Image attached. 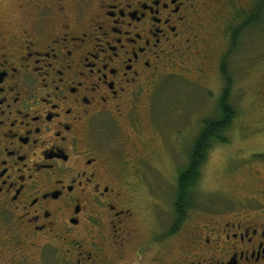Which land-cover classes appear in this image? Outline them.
Listing matches in <instances>:
<instances>
[{
    "label": "flooded vegetation",
    "instance_id": "1",
    "mask_svg": "<svg viewBox=\"0 0 264 264\" xmlns=\"http://www.w3.org/2000/svg\"><path fill=\"white\" fill-rule=\"evenodd\" d=\"M227 6L0 0V264H264V167L246 169L239 205L205 211L190 235V201L159 229L145 143L124 131L143 135L146 94L178 66L207 75ZM244 20L224 32V87Z\"/></svg>",
    "mask_w": 264,
    "mask_h": 264
},
{
    "label": "rangeland",
    "instance_id": "2",
    "mask_svg": "<svg viewBox=\"0 0 264 264\" xmlns=\"http://www.w3.org/2000/svg\"><path fill=\"white\" fill-rule=\"evenodd\" d=\"M227 1L225 17L221 15L219 29L210 37L207 75L202 76L190 66H178L176 76L168 73L146 94L140 126L143 135L133 131L130 124L124 127L126 133L134 132L131 135L135 142L145 143L148 161L138 167L142 170L146 165L148 171L142 184V191L146 192L143 196L158 200L159 207L154 215L158 223H163V226L156 224L159 229H164L171 219L174 221L177 180L188 165L191 148L204 128V121L209 114L219 117L221 113L219 96L226 87L222 86V78L218 75L217 62L228 45L224 32L228 27L234 29L239 20L249 16L260 0ZM228 65L234 81L230 105L235 108L237 118L228 135L229 144L213 148L203 166L200 181L193 191L190 218L185 225L188 235L194 225L204 221L205 211L239 205L238 195L246 196L249 187L251 171L246 172L247 168L256 164L263 170L264 158L260 156L264 155V16L258 24L242 31ZM117 133L111 131L110 138ZM236 187H240L243 195L233 194ZM143 228L146 231V227Z\"/></svg>",
    "mask_w": 264,
    "mask_h": 264
},
{
    "label": "trees",
    "instance_id": "3",
    "mask_svg": "<svg viewBox=\"0 0 264 264\" xmlns=\"http://www.w3.org/2000/svg\"><path fill=\"white\" fill-rule=\"evenodd\" d=\"M264 16V0H260L254 10L249 16L245 18L240 27L236 29L233 36V48L228 55H225L223 60L224 79L227 82V87L224 89L222 95L219 97V110L220 116L213 117L211 120L204 121V128L198 135L193 143L189 154L188 165L184 171L179 174L177 180V195L175 202V210L182 216L186 215V203L193 198V191L200 181L202 169L205 165L208 156L213 148L218 145L229 144V132L237 118L235 108L230 105L231 93L233 91V79L230 74L228 59L234 50L236 41L239 39L240 34L245 29L251 28L253 25L258 24ZM263 158V156H260Z\"/></svg>",
    "mask_w": 264,
    "mask_h": 264
},
{
    "label": "snow or ice",
    "instance_id": "4",
    "mask_svg": "<svg viewBox=\"0 0 264 264\" xmlns=\"http://www.w3.org/2000/svg\"><path fill=\"white\" fill-rule=\"evenodd\" d=\"M212 118H213V117H212L211 114H209L208 117H207L208 120H211Z\"/></svg>",
    "mask_w": 264,
    "mask_h": 264
}]
</instances>
